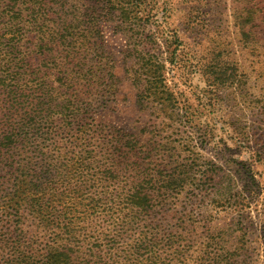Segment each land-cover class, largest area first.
Here are the masks:
<instances>
[{
    "label": "rangeland",
    "instance_id": "obj_1",
    "mask_svg": "<svg viewBox=\"0 0 264 264\" xmlns=\"http://www.w3.org/2000/svg\"><path fill=\"white\" fill-rule=\"evenodd\" d=\"M122 6L133 20L131 26L122 25ZM9 21L25 27L17 45L0 40V78L5 80L0 81V105L14 95L26 102L36 89L8 76V69L27 68L31 61L24 54L33 51L38 55L33 70L39 65L47 70L59 99L74 88L91 101L96 122L146 139L155 115L140 102L145 80L136 78L138 62L155 57L164 61L158 79L166 81L182 104L189 101L194 114V122L174 136L176 142L185 137L192 141L189 150L178 153V160L189 164L188 183L175 205L184 217L180 230L204 248L222 242L240 264H264V0H0V37ZM32 22L42 32L66 26L63 33H71L76 44L71 63L62 43L66 35H58V45L47 36L40 41L42 34L28 26ZM15 51L21 60L6 54ZM53 53L61 56L57 68L49 56ZM70 76L74 79L65 81ZM9 112L0 108L1 118ZM37 144L32 139L22 149ZM68 150L51 147L49 155L62 161ZM15 151L14 159L21 160ZM10 166L0 163V264H135L119 259L118 248L105 245L96 222L92 226L78 219L84 211L78 207L72 211L78 219L76 231H59L63 219L54 224L42 200L58 201L57 190L51 188L55 184L39 181L27 192L23 185L29 184L20 179H29L31 168ZM16 172L18 180L13 178ZM33 198L43 208L32 204ZM163 216L170 231L176 220L172 213L158 217ZM151 218L158 223L157 216ZM59 225L62 229L63 223ZM156 255L153 263L179 262L171 248Z\"/></svg>",
    "mask_w": 264,
    "mask_h": 264
},
{
    "label": "trees",
    "instance_id": "obj_2",
    "mask_svg": "<svg viewBox=\"0 0 264 264\" xmlns=\"http://www.w3.org/2000/svg\"><path fill=\"white\" fill-rule=\"evenodd\" d=\"M118 13L122 17V25L131 26L133 20L125 7L118 9ZM3 26L6 29L0 40L4 37L17 45L21 38L19 31L25 25L18 27L17 22L9 21L4 22ZM28 26L32 33L42 34L40 41L47 36L50 43L58 45L61 38L58 35H66L62 37V43L68 46L67 64L71 63L72 57L75 58L74 39L68 36L71 33L64 34L62 30L66 26L44 32L37 22ZM19 52L6 54L13 60H21ZM24 55V59H30V65L14 71L8 69V76L11 81H25L36 89L29 94L26 102L15 99L17 95H14L11 101L5 100L8 102L3 103L5 106L0 105L1 109L7 107L10 111L4 113L3 118L0 113V163L10 167L16 163L26 164L31 168L30 178L20 179L22 184H29L23 185L27 192L32 186L38 187L39 181L55 184V188H51L57 190L55 197L59 198L58 201L42 200L47 204L44 208L52 214L54 224L56 219H63L62 229L59 225L62 223H58L59 231L64 229L66 234L76 231L74 226L78 219L84 222L89 220L92 226L96 222V231L104 235L105 245L110 249L118 248L119 259L128 262L134 260L135 264H143L145 260L148 264H159L153 262L156 261V254L164 248L174 251L178 264H240L233 251L225 249L222 242L212 241L204 248L196 238L180 230L184 217L175 210V205L177 195L188 183L189 164L181 163L178 153L189 150L192 141L190 137H185L176 142L174 136L178 134L175 131H181L194 122V114L191 113L189 101L182 104L171 93L166 81L158 79L164 61L155 57L138 62L140 68L136 78L145 80L142 81L144 90L140 102L152 109V115H155L150 129H146V139H142L96 122L90 113L91 101L81 98L74 88L72 94L59 99L57 90L47 81V70L39 65L36 71L31 66L38 55L33 51ZM49 56L54 58L57 68V58L61 56L58 57L56 53ZM73 79L70 76L65 81ZM0 81L5 80L0 78ZM20 102L24 103L17 106ZM32 139L37 140V146L24 150V144L31 145ZM51 147L59 151L69 149L65 153L66 158L58 161L49 155L52 153ZM15 150H19L22 157L19 161L14 159L18 155ZM13 178L19 179L17 172ZM25 194L29 201L30 195ZM31 203L43 208L35 198ZM77 207L84 210L78 219L72 213L74 208L77 211ZM168 213H172L176 220V226L171 227L170 231L164 224L168 217H158ZM184 214L188 216V213ZM152 216H157V224L152 221ZM107 228H110L109 232L105 231ZM129 233L138 236L131 238ZM101 251L104 249L98 250ZM90 253L94 254L95 249H90ZM132 256L136 259H132ZM94 264H98L97 261Z\"/></svg>",
    "mask_w": 264,
    "mask_h": 264
}]
</instances>
